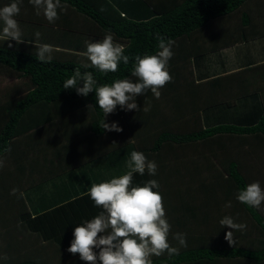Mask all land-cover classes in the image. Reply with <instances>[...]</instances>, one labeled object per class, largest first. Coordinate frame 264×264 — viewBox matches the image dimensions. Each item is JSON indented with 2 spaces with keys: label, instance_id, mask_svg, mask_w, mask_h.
<instances>
[{
  "label": "trees",
  "instance_id": "16d2710c",
  "mask_svg": "<svg viewBox=\"0 0 264 264\" xmlns=\"http://www.w3.org/2000/svg\"><path fill=\"white\" fill-rule=\"evenodd\" d=\"M141 1L143 12L130 14V12L120 13L107 0H60L59 7L72 10L76 15H81L89 21V28L96 31L92 35L98 36L97 41H102L105 33L110 31L114 42H120L124 46V53L129 56V62L119 64L116 72L98 71L91 66L86 52L67 53L59 57L60 51L48 49L49 56L45 54L46 57L42 60L37 55L40 48L32 45L27 47L24 43L14 40L0 39V77L11 81L4 90H0V209L4 200L7 205L13 203L15 205L17 199L23 203L18 195L20 191L17 189L24 190L27 186L24 185L25 181L19 180V177L28 174V170L27 165L16 152L20 142H24L25 152L31 153L37 147L31 132L37 128L48 130L49 127L62 126L65 123L63 114L68 110L71 114H83L85 118L83 129L95 142H98L99 151L87 161L78 163L76 166L79 167L70 163L64 166L61 173L71 171L60 175L57 179L58 183L60 181L62 185H69V179L74 176L76 180L78 173L83 174L84 177L92 174L94 181L96 179L99 181L95 178L97 173H100V176L104 173V181L123 175L129 171L128 163L133 151L143 152L148 160L155 161L156 175H148L147 170L144 175L134 173L132 186H143L151 179L158 181V191L162 196L167 220L171 225L169 234L184 233L187 246L175 255L151 256L152 264H264V211L260 207L254 208L242 204L236 199L238 191L253 180L250 170L246 169L242 162L246 153L242 150L240 140L245 134L264 138V114L262 119H258L255 123L233 125L220 119L217 123L205 127L198 124L199 128L196 131L175 132L172 128H167L170 120L165 122L166 125L158 122L147 129L151 130L146 133L144 141L136 145L131 143L125 134L124 122L128 120V113L121 120L120 117L125 111L120 110L118 106L114 113L104 117L102 110L96 104L94 91L84 97L77 95L74 89L63 88L64 81L73 75L74 69H79L82 74L91 72L98 85L111 84L114 80L124 78L135 81L136 77L131 75L134 57L154 55L159 51L158 37L173 42L171 49L173 56L167 66L171 80L174 81L179 75L184 74L185 66L192 77L189 56L186 63L180 60L186 53L196 56L192 52L193 45L190 46L194 35L212 23L230 18L233 14H240L239 25L243 34L236 33V35H243L242 41L246 40V34H250L249 29L258 32L253 36L264 35V17L263 22L255 23L256 16L253 15V11L248 9L250 11L248 12L244 9L252 0ZM23 2L25 4V1ZM26 20L36 23L42 21L38 18ZM64 23L66 27L63 28L68 29L69 32L79 37L83 35L77 32L78 28L72 26L74 22ZM255 24H258V30ZM33 49L38 52L34 53ZM15 80L20 82L15 84ZM151 93L150 90L145 92L144 95L138 96L136 101L143 102ZM224 102L226 101L212 104L210 108L223 107L228 103ZM217 104L219 106H215ZM112 122H118V126H122V131L117 133L104 129V123L110 125ZM227 137L230 138L228 141H238L236 144L240 148L233 146L230 151L227 150L229 156L226 161L218 164L215 160L218 155L217 147L220 149L221 141L224 140L226 143ZM180 151H183L185 156L180 154ZM177 162L184 165L181 175L185 174L187 177L185 188L193 189L184 192L178 189L173 193L174 188H166L165 177L168 174L173 177V171L176 173L177 170L172 166ZM260 163L264 167V160ZM199 170H201L199 175L208 176L209 180L200 182L198 187L199 175L195 176L194 173ZM258 171L261 173L260 170ZM190 176L192 179L189 180ZM256 177L255 175L254 179ZM31 184V187L35 185L33 188L38 189L46 183L36 185L38 183L34 181ZM90 187H83L77 192L81 195L74 196V193L72 198L66 196L59 204L43 205L40 209L34 208L29 211L23 206L17 211L13 207H7V210L10 209L17 215L16 219L10 218L8 222L0 218V247L4 246L0 248V264H77L73 258L78 253L72 254L67 251L73 239V229L83 221L92 219L100 211L98 206L89 205L92 201L88 195ZM194 187L201 189L197 191L198 188H195L194 191ZM210 190L216 192V195L211 193L213 195L211 200H209ZM83 192L86 193L82 194ZM228 202H231V206L225 207ZM208 203L215 206L207 208ZM220 208H224L221 215L217 214ZM226 215L233 217L237 223L247 225L243 231L233 230L231 244L225 239V233L231 229L219 224V220ZM13 229L24 234L33 242L32 245H36L35 241H39L38 244L48 243L45 246L55 247L59 250V254L53 261L47 258V262L40 259H23L17 255L14 246L28 243H19ZM5 252H9L11 258H6Z\"/></svg>",
  "mask_w": 264,
  "mask_h": 264
},
{
  "label": "crops",
  "instance_id": "0c3cea01",
  "mask_svg": "<svg viewBox=\"0 0 264 264\" xmlns=\"http://www.w3.org/2000/svg\"><path fill=\"white\" fill-rule=\"evenodd\" d=\"M23 1H25V4ZM107 1L118 9L120 13L130 12V14H135L138 12L141 14L143 12L140 4L141 0ZM11 2L12 0H0V7ZM262 4H264V0H252L250 2L253 15L256 16L255 23H261L260 21L264 17V6ZM19 9L20 11L15 17L20 31L18 42L32 46L35 44V46L41 47L47 45L52 51L61 52L63 49V53H80L87 52V44L89 42L97 41L96 37L98 36L92 35L96 31L89 28V21L81 15H76L72 10L58 7V18L54 22H49L44 14L43 0H41L39 9L31 0H19ZM31 18H38L42 21L36 23L26 20ZM64 22H74L72 26L78 28L79 31L77 32H81L83 35L79 37L77 34L63 28L66 27ZM239 24L240 14H233L230 18L212 23L209 27L196 33L192 40L193 42L190 43V46L193 45L192 47L194 48L192 52L196 56L186 53L182 55L180 60L182 63H186V59L189 56L188 61L190 62L189 67L192 77H190L189 69L185 66L184 74L179 75L174 81L166 82L160 89L158 98L151 93L143 102L139 103V100L136 101L139 110L123 112L120 119L129 114L128 120L124 122V125L126 127L125 134L131 143L141 144L146 138V133L148 134L151 130H147L149 127L158 122L166 125L167 123L165 122L167 120L171 121L167 124L169 125L167 128H172L173 131L179 132L185 130L196 131L199 128L198 124L201 127H205L206 125L217 123L220 119H224L226 123L233 125L240 123L251 124L260 118L262 119L264 114V35L253 36L257 35L258 32L249 29L248 33L250 34H246V40L242 41L243 35L238 36L243 34ZM3 27V21L0 20V38L16 41L2 32ZM258 27V24H255L257 30ZM115 43L121 45L120 42L115 41ZM38 46L37 48L41 49ZM172 99L174 101L171 103ZM223 101L228 103L223 107L210 108L212 104ZM195 102L197 106L191 107ZM84 119L83 114L70 113V116L65 117V123L62 126L57 125L49 127L48 130L39 128L32 131L31 134L37 147L31 153H26L24 142H20L16 152L24 164L27 165L28 170V174L26 173L24 176L21 175L19 177V180L25 181L24 185L27 186L24 187V190H19L21 188L17 189V191H20L18 195L23 203L17 199L18 201L15 205L14 203L7 205L6 200H4L0 209L1 219L8 222L10 218L17 215L11 212L10 209L7 210V207H13V209L18 211L20 207L25 206L31 211L34 208L40 209L43 205L59 204L66 196L72 198L74 193V196L81 195L77 194V192L81 191L83 187L104 181V173H101V176L99 175L100 173H97L95 178H98L99 181L97 179L94 181L92 174L84 177L83 174L79 173L77 174L78 179L76 178L75 180L74 176L69 179V185H62L60 181L59 183L57 181L60 175L71 171L67 170L61 173L64 166L66 167L68 163L76 166L82 161H87L99 151L97 150L98 142H95L89 136V133L83 129ZM229 139L227 137L225 143L229 151L233 146L240 148L236 144L238 141L231 142L228 141ZM240 142L242 150L246 153L243 161L250 159L255 164L254 159H259L260 162L264 160V138H256L245 134ZM29 181H35L38 183L36 185L46 184L35 189L33 188L35 185L31 187L32 184ZM89 205L94 207L93 201H90ZM59 216L57 215V217ZM15 233L19 243L25 242L32 245L31 243L33 242L29 241L24 234ZM173 237L174 235H168L167 239L170 246L183 250V247ZM12 242L14 243V240ZM35 242L36 246L32 245V247L36 251H44L41 254L43 259L45 258L44 254H47V258L53 261L54 257L59 254V250L55 247H47L44 250L46 248L45 245L48 243L43 244L41 242L38 244L39 241ZM4 254L6 258L10 257L9 252ZM166 254L168 253L165 251L160 256ZM26 258L28 257L24 256L23 259ZM47 258L44 261L47 262ZM73 259L77 264H86L85 261L79 259V254Z\"/></svg>",
  "mask_w": 264,
  "mask_h": 264
},
{
  "label": "clouds",
  "instance_id": "9594fccd",
  "mask_svg": "<svg viewBox=\"0 0 264 264\" xmlns=\"http://www.w3.org/2000/svg\"><path fill=\"white\" fill-rule=\"evenodd\" d=\"M39 9L41 0H31ZM44 14L49 22L58 18L57 8L60 0H43ZM19 0L0 7V20L4 27L2 32L17 41L20 36L17 21ZM171 40L158 37V49L154 55H137L131 75L136 77L117 79L111 84L98 85L91 72L73 70V75L64 83V89H74L77 95L87 97L95 92L98 108L104 117L112 114L119 106L125 112L139 110L136 98L151 91L155 97L160 96V89L171 80L168 62L173 56ZM49 46L44 45L39 51L40 59L45 58ZM87 59L91 66L103 73L116 72L118 65L129 62L124 53V46L114 42L113 34L106 32L102 41L87 44ZM107 131L121 132L118 122L110 125L104 123ZM129 171L110 180L92 184L88 190L89 198L99 213L90 220H85L73 229V239L67 249L69 253L79 254V259L89 264H152L151 256H160L165 251L169 255L178 254L179 249L170 246L168 235L171 228L158 191L155 179L148 180L143 186H132L133 174L155 176L157 165L148 160L143 152L133 151L128 163ZM157 189V191H154ZM236 199L250 207L259 208L264 204V188L256 181L239 190ZM231 202L225 207H230ZM222 227L231 229L225 233V239L233 243V230L243 231L247 225L237 223L231 216L219 220ZM181 247H186L184 233H175Z\"/></svg>",
  "mask_w": 264,
  "mask_h": 264
},
{
  "label": "rangeland",
  "instance_id": "374dc122",
  "mask_svg": "<svg viewBox=\"0 0 264 264\" xmlns=\"http://www.w3.org/2000/svg\"><path fill=\"white\" fill-rule=\"evenodd\" d=\"M251 2V1H250ZM250 2H248L247 4H246V6H245V10L247 9V11H248V9H251V7H250ZM248 12H250V11H248ZM0 39H2V38H0ZM3 40H7V39H3ZM9 40V39H8ZM7 40V41H8ZM23 43V42H22ZM3 44H5V43H3ZM24 45H26L27 47H28V45L29 44H26V43H24ZM34 46H35V44H34ZM38 46V45H37ZM37 46H35L36 48H37ZM38 47H41V46H38ZM49 50H50V47L48 48ZM34 51V53H37L38 51H35V49H33ZM63 50V49H62ZM61 50V53H59V57L60 56H62V54H63V56L64 55H66L67 53H62L63 51ZM45 54L47 55V57L49 56V52H45ZM37 55L39 56V53H37ZM46 55H45V57H46ZM55 56V55H54ZM61 58H63V57H61ZM13 81V80H12ZM10 79H8V78H5V77H0V90L2 89V90H4V87H7L9 84H10ZM20 82V80H15V84H17V83H19ZM174 101V99H172L170 102L172 103ZM197 106V103L195 102V104H193V105H191V107H196ZM215 106H219V104H217V105H215ZM64 115V117H66V116H70V112L68 111V110H66V112L63 114ZM170 118V117H169ZM38 129V128H37ZM224 137V136H223ZM225 138V137H224ZM39 139V138H38ZM223 143V144H222ZM227 149H228V147H226V145H225V142H224V140L223 141H221V148L219 149L218 147H217V150H218V155H217V157H216V163H218V164H220V162L221 161H226V159H227V156H229V152H228V155H227ZM219 150H221V151H219ZM229 150V149H228ZM180 154H183L184 156H185V153L182 151H180ZM231 155V154H230ZM253 161H255V165H254V163L250 160V159H248V160H244V161H242L244 164H245V167H246V169H249L250 170V173H251V175H252V178H253V180H251L252 181V183L253 182H256V181H259L260 182V185H261V187L262 188H264V167L263 166H261L262 165V163H260V160L259 159H257V160H253ZM175 170H177L176 171V173H175V171H173V173H174V175H173V177L171 178L170 177V175L168 174V176H166L165 178L167 179V184H166V188H168V189H170V188H174V191H173V193H176L177 192V190L179 189V191H181V192H184V191H186V190H189V189H193L192 187H189V188H185V187H187V186H184V184L187 182V177H186V175L185 174H183V175H181V170L182 169H184V165H183V163H181V162H177L174 166H172ZM260 169V172L261 173H259V170ZM201 170H199V171H196L194 174H195V176L196 175H199V172H200ZM204 172V171H203ZM255 175L257 176L256 177V179H254L255 178ZM194 176V177H195ZM201 177H203V176H200L199 175V179L198 180H200V181H198L199 183H198V187H199V184H200V182L202 183V182H204V180L205 181H208L209 180V178H208V176H204L203 177V179H201ZM190 179H192V176H190V178H189V180ZM196 184V183H195ZM181 186H184L183 188L181 187ZM198 187H194V191H196V189L195 188H198ZM207 188H209V189H214L213 187H207ZM201 189V187L200 188H198V190L197 191H199ZM167 190V189H166ZM168 192V191H167ZM168 193H170V191L168 192ZM216 195V192L215 191H212L211 192V190H210V194H209V200H211L212 198H213V195ZM204 198V197H203ZM208 199H205V201H209ZM210 203H208V206L209 207H207V208H212L213 206H215V205H211ZM215 209V208H214ZM260 209L262 210V211H264V204H262L261 206H260ZM222 210H224V208L223 209H221L220 208V211L219 212H217V214H220L221 215V212H222ZM207 211V210H206ZM214 212H215V210H214ZM13 219H16V217L14 216V217H12ZM16 227H18L17 225H16ZM12 231V230H11ZM13 231L14 232H16V230H14L13 229ZM14 244V243H13ZM36 246V245H35ZM39 246V245H38ZM4 247V246H3ZM3 247H0L1 249L3 248ZM47 247L48 246H46V248H44V250L45 249H47ZM14 248H15V251L19 254L18 256H20V257H22V258H24V256H27L28 258H26V259H30V258H32V259H34V260H36V259H40L41 261H43L45 258H47V254H44V259H43V257L41 256V254H43L44 253V251H36L35 250V248H33L32 247V245H29V244H27V245H22V244H20V245H17L16 244V246H14ZM27 248H29V249H27ZM31 248H33L32 250H31ZM39 248H40V246H39ZM13 252V251H12ZM15 256V255H14ZM65 264H68V263H65Z\"/></svg>",
  "mask_w": 264,
  "mask_h": 264
}]
</instances>
